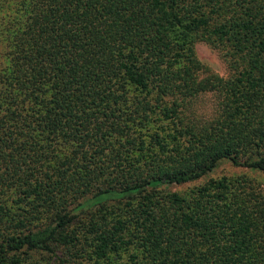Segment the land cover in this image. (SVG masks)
<instances>
[{
	"label": "trees",
	"instance_id": "16d2710c",
	"mask_svg": "<svg viewBox=\"0 0 264 264\" xmlns=\"http://www.w3.org/2000/svg\"><path fill=\"white\" fill-rule=\"evenodd\" d=\"M222 160L264 173V0H0V264H264L256 178L164 188Z\"/></svg>",
	"mask_w": 264,
	"mask_h": 264
},
{
	"label": "rangeland",
	"instance_id": "374dc122",
	"mask_svg": "<svg viewBox=\"0 0 264 264\" xmlns=\"http://www.w3.org/2000/svg\"><path fill=\"white\" fill-rule=\"evenodd\" d=\"M195 50L197 57L205 66L208 72L218 74L223 77H226L228 75V68L224 62V59L219 55V53L215 49L210 47L204 41H197L195 43ZM224 174L230 176L242 174L252 176L256 178V180H258L260 185L264 188V173L254 171L243 166H234L229 160H222L216 168L194 181L183 184H170L165 186L164 188L170 191H181L188 187L200 184L209 179L210 177L215 178ZM33 255L35 257L40 256L38 253H34Z\"/></svg>",
	"mask_w": 264,
	"mask_h": 264
}]
</instances>
